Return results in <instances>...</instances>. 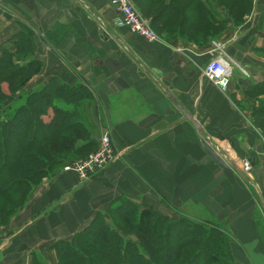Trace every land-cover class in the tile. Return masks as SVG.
I'll return each instance as SVG.
<instances>
[{"label":"crops","instance_id":"obj_1","mask_svg":"<svg viewBox=\"0 0 264 264\" xmlns=\"http://www.w3.org/2000/svg\"><path fill=\"white\" fill-rule=\"evenodd\" d=\"M254 5L247 17L251 26L264 19V0ZM116 17L106 0H0V45L21 25L33 33V58L42 67L27 88L52 78L85 86L92 99L84 115L98 138L108 133L120 153L85 183L73 173L44 178L6 226L0 264H31L35 255L57 264L50 246L71 239L121 196L168 216L165 206L215 220L230 236L235 264H264V139L248 112L233 104L235 82L222 92L203 77L210 44L183 38L148 42L116 26ZM262 23V30L237 28L240 37L250 34L240 64L249 66L255 82L258 76L264 81V54L249 48L264 53ZM231 31L222 34L230 37L226 51L239 42ZM204 143L211 149L226 143L236 165L219 155L230 169L219 167ZM245 158L252 169L243 175Z\"/></svg>","mask_w":264,"mask_h":264},{"label":"trees","instance_id":"obj_2","mask_svg":"<svg viewBox=\"0 0 264 264\" xmlns=\"http://www.w3.org/2000/svg\"><path fill=\"white\" fill-rule=\"evenodd\" d=\"M132 1L141 14L149 19L152 29L158 24H164L162 28L169 37L175 36L184 39L186 35L181 28H184L186 21L182 20L181 14L180 19L177 17L178 23L171 21L173 15L177 14L175 6L179 1L162 0L165 7L156 13H153L154 8L144 5L140 0ZM229 1L241 8L246 5L248 12L250 11L251 0ZM198 2L197 5L188 2L187 6L190 5V7L187 9L191 12L197 11V16L203 17L202 22L211 28L213 12L209 8V3L204 0ZM153 3L159 4L157 0H153ZM225 9L229 19L234 23L238 15L233 16L232 9ZM246 13L245 11L244 15ZM240 16L243 17V15ZM186 41L197 43L191 37ZM10 44V47L8 45L0 47V111L6 104V109L0 119L1 198L17 195L27 181L37 180L39 182L35 186L39 185L44 178L58 173L54 169L59 168L60 170L63 165L73 161L80 154L82 156L77 159L87 156L95 150L99 140L97 130L83 113L86 100L92 99L88 89L82 85L65 86L56 78H52L36 89H27L29 81L40 73L42 67L41 62L33 58L35 50L33 33L26 26L21 25L19 32L11 37ZM4 84L7 86L6 90L2 87ZM246 92H252L248 97H253L254 100L258 99L259 96L264 95V81L256 83ZM258 104H261L260 108L250 110V121L264 137V123H258L259 120H264V102L258 99L257 106ZM50 112L53 115L52 122L44 124L42 117H46ZM20 122L24 124L22 131L24 136L23 134L18 135L17 138L14 135L20 128ZM37 136L38 139H36ZM13 137L17 139L14 140ZM6 145L8 148L24 151L23 156L17 152L10 153L11 162L6 164L2 159L9 152L4 149ZM15 154L17 156H14ZM64 161L67 162L63 163ZM32 189L26 194L23 204L17 212L27 203ZM7 202L8 200L5 204ZM133 204L134 202L128 197L121 196L110 202L104 211L96 213L88 226L77 232L71 239L57 241L51 245L50 248L56 254L57 264H84L87 262V257L78 248L81 244L90 253L91 261H94V264H99L98 261L105 264H159L160 256L158 254L161 251H166V264H235L230 252L231 239L228 233L214 225L210 226L206 222H198L196 219L171 220L151 207L139 208L135 205L138 209V214L135 216L137 224L133 225L131 222L130 218H133V212L132 216H130L131 214L126 215L123 222L128 228L134 229L132 233L136 235V241H133L126 233L122 235L113 231L108 224L102 221V218L101 222L97 223L99 217L109 215L108 213L113 207L123 209L126 205L131 208ZM162 221L167 222L163 223ZM96 223L98 225L93 228L94 232L87 235L93 238L92 242L88 243L85 232H88L91 226ZM263 228L264 226H262L261 233L264 236ZM156 229H159L160 232ZM206 240L209 247L216 251L215 254L211 252L204 257L200 255L203 249L192 252L196 246H199L198 243L201 244ZM162 242L167 244V248ZM186 248L187 251H185ZM71 256L75 260L71 259ZM200 260L202 263H198ZM70 261L73 262L69 263ZM31 264L45 263L35 255Z\"/></svg>","mask_w":264,"mask_h":264},{"label":"rangeland","instance_id":"obj_3","mask_svg":"<svg viewBox=\"0 0 264 264\" xmlns=\"http://www.w3.org/2000/svg\"><path fill=\"white\" fill-rule=\"evenodd\" d=\"M157 1L159 2L158 5H155L153 3V0H140V2H142L144 5L154 8L153 13L154 12L156 13L165 7L164 6L165 4L162 0H157ZM177 1H179L175 6V10H176L175 13H177V14L173 15V19L171 21H173L174 23H178V20L180 19V14H181L182 20L186 21L184 23V26H183L184 28H181V29L185 33L184 35H186V36L188 35L189 37L184 36L183 40H186L187 38L191 37V39L196 40L197 43L198 42H204L205 44H210L211 45V49H210L211 52L210 53H213L219 49H222L223 51L226 52V54L228 56L230 55L232 57L231 59L233 61V69H232V75L230 78V83L235 82L234 87L232 89L234 92H236V90H237V93L231 92V94H230L231 100H232L233 104L235 105V107H237L238 109H240L242 111L248 112L249 121H250V119H251L250 118L251 117L250 116V110L252 108H258V107L260 108L261 107V104H258V106H257V102H258V99L260 101L264 102V95L259 96L258 99L254 100L253 97L252 98L248 97V95L251 94L252 92L248 93L246 91H248L250 88H252L256 84V82L258 83V80L260 82L261 81L260 79H262V78L258 76L259 79H257V81L255 82L256 78L254 79V77L251 76V74H250L251 71L249 69V66L248 65L247 66H241L242 64H240V62H243V60H241L240 55H241V53H243L242 52L243 51V43L248 40L250 34L248 33V34H246V36L240 37V31L237 30V28H239L240 26H244V27H248L250 29L252 27L257 26L260 30H262V24H263L262 22L264 20L262 16L260 17L259 20L257 19V22L254 26H251L250 21L247 20V17L253 12V10H255L254 0H251V7H250L249 12H248V7H246V5L245 6L243 5L242 6L243 8L237 7V6L233 5L229 0H215V2H214V0H204V2L207 1V3H209V8L213 12V21L210 23L212 26L211 28L209 26H206L205 22H202L203 17L197 16V14H196L197 11L191 12V10L187 9L188 7H190V5L187 6L188 2L198 4L199 2L197 0H177ZM246 1H248V0H246ZM237 3H241V2H237ZM133 4H134V2H133ZM135 7H136V5H135ZM225 8H227L228 10L232 9L231 12H232L233 16L238 15V18L236 20H234V23H233V20L228 18L229 16L227 15V11ZM245 11L247 12L246 15H244ZM204 15H205V12H204ZM240 15H243V17H241ZM177 17L179 19H177ZM190 19H192V21H190ZM163 25L164 24H162V25L158 24L157 27L153 28V31L156 34L157 38L163 39V40H167L168 38H180V37H175V36L169 37L167 32L164 31V29L162 28ZM229 28H232V31L230 33L232 38H238L239 42H236L237 43L236 46L233 44V46L229 49V51L228 50L226 51L224 46L228 42L230 37L229 36L223 37L222 34L224 31L227 32ZM262 34H264V33H262ZM5 45H8L10 47V45H11L10 40H8L6 43H2L0 45V47L1 48L5 47ZM230 51L232 52L231 54L229 53ZM249 51L253 54H264V53H262L263 51H261L259 49H253V47H251V46L249 48ZM243 59H244V61H246V58L243 57ZM251 60L254 62L257 61L256 59H251ZM239 81H243V82L239 83ZM2 87H3V89L6 90L7 86H6V84H4V85H2ZM27 89H29V88H27ZM6 103H8V102H6ZM5 109H6V104L3 107V109L0 111V119L2 118V113H3V111H5ZM52 118H53V115L50 112L46 117H42V121H43V123L45 122L44 124H49L52 122V120H51ZM251 122L252 121H250V123ZM22 123L23 122H20V128L15 132L14 136L17 137L18 135H22V134L24 136V133L22 132L24 130L23 129L24 124H22ZM258 123H264V120L261 119V120H259ZM257 132H258V134L261 135L259 130H257ZM40 135H41V133H40ZM42 135H43V133H42ZM16 137L15 138L13 137L14 140L18 138V137L17 138ZM36 139H38V136ZM263 139H264V137H263ZM4 149L9 150L8 155L6 154L5 157L2 158L6 164H10V162H11L10 153H16L17 152L20 154V156L24 153V151H22V150H16L13 148H8L7 145L4 147ZM14 156H17V155L15 154ZM80 156H82V154L78 155V157H75L73 160L79 158ZM65 162H67V161H64L63 163H65ZM251 169H252V167H251ZM58 170H59V168L54 169V171L58 172L56 174H59L61 172V168L59 171ZM38 182H37V180L27 181V183H25V185H23V189L20 190L17 195H15V194L10 195V196H8V198H3V197L1 198L0 197V209L2 208L1 209L2 212L0 213V240L3 238L4 233H6L5 228L8 225V224L6 225V223L9 222V220L17 212L19 207L23 204V201L25 199L26 194ZM3 185H6V184H3ZM37 187H38V185L33 187L31 193ZM31 193H30V195H31ZM6 200H8V202L5 204ZM131 201H133V200H131ZM133 202H134V204L132 205L131 208L126 207V205H124L123 209H121L119 207L118 208L113 207L111 209L110 213H108L109 215H103V217L102 216L99 217V220L97 223H100L101 218H102V221L105 222L106 224H108L113 229V231L118 232L119 234H122V235L124 233H126L133 241H136L137 240L136 235L132 233L134 231V229L128 228L124 224L125 222H123L124 217L133 212L134 216H133V218H130V219H131V222L133 225L137 224V220H136L137 218L135 216L138 214V211H137L138 209L136 206H138L139 208L141 206L139 204H137L135 201H133ZM151 208H153V207H151ZM165 208L164 209L168 211L169 216L164 214L165 213L164 211H157L154 208L153 209L162 215L168 216L171 220H178L180 218L181 219L182 218L196 219V220H198V222H206L210 226L214 225V226H216V228H219L221 231L226 232L225 228H223V226H221L220 223H218L215 220H211V219H207V218H192L191 216H189L188 213H186L187 211L184 212L185 210L184 211H179V210L176 211L175 209H171V208L166 207V206H165ZM192 213L197 214V212H194V211ZM130 216H132V214ZM259 219H263V217L261 215H259ZM162 222L166 223L167 221H162ZM97 223L94 224L93 226H91V228L89 229L88 232H85V237H86L88 243H91L93 238L91 236L88 237L87 235L94 232L93 228L96 225H98ZM156 230H158L160 232L159 229H156ZM162 243L167 248V244L165 242H162ZM197 245H199V246H196L192 250V252H197L198 250L203 249V251L201 250L202 253H200V255H203L204 257H206L208 255V253L209 254H211V252L213 254L216 253L215 250H212V248L209 247L207 240L201 244L198 243ZM78 248L80 249L81 252H83V255L86 256L88 259V261L85 262L84 264H94V261H91V256L89 255L90 253L87 251V249H85L84 245L81 244ZM185 251H187V248L185 249ZM163 252L164 251H161L158 254L160 256V261L158 262L159 264H166V259H165L166 251L164 253ZM71 259H73L72 256H71ZM207 259H209V258H207ZM73 260H75V259H73ZM72 262L73 261H70L69 263H72ZM98 263L99 264H105L102 261H98ZM198 263H202L201 260Z\"/></svg>","mask_w":264,"mask_h":264},{"label":"built area","instance_id":"obj_4","mask_svg":"<svg viewBox=\"0 0 264 264\" xmlns=\"http://www.w3.org/2000/svg\"><path fill=\"white\" fill-rule=\"evenodd\" d=\"M106 1L117 13L116 26L127 28L130 33L140 36L148 42H154L157 40V36L150 26V21L140 13L132 0ZM232 69V59L225 51L219 49L216 52L211 53L210 59L202 69V75L220 91L226 92L229 89ZM211 147H213V151L218 156L220 155L224 158L231 157L232 164L236 165L235 160L237 159L233 157V153L226 143H213ZM119 155L120 153L116 152L112 146L109 134L103 133L98 140L95 150L84 158L67 162L61 167V172L73 173L78 177L80 183H85L94 178L105 167L115 161ZM240 164V170L243 175L250 173L252 165L248 158L241 160Z\"/></svg>","mask_w":264,"mask_h":264},{"label":"water","instance_id":"obj_5","mask_svg":"<svg viewBox=\"0 0 264 264\" xmlns=\"http://www.w3.org/2000/svg\"><path fill=\"white\" fill-rule=\"evenodd\" d=\"M207 154L213 159V161L222 169L229 170V166L207 145H203Z\"/></svg>","mask_w":264,"mask_h":264}]
</instances>
